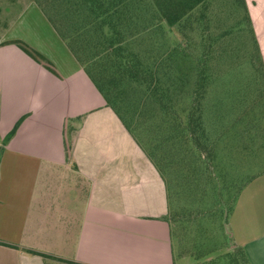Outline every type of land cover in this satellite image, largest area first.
I'll use <instances>...</instances> for the list:
<instances>
[{
    "label": "crops",
    "instance_id": "1",
    "mask_svg": "<svg viewBox=\"0 0 264 264\" xmlns=\"http://www.w3.org/2000/svg\"><path fill=\"white\" fill-rule=\"evenodd\" d=\"M245 4L264 63V0ZM0 21V264H181L165 179L42 9L0 0ZM227 227L264 264V172Z\"/></svg>",
    "mask_w": 264,
    "mask_h": 264
},
{
    "label": "rangeland",
    "instance_id": "2",
    "mask_svg": "<svg viewBox=\"0 0 264 264\" xmlns=\"http://www.w3.org/2000/svg\"><path fill=\"white\" fill-rule=\"evenodd\" d=\"M182 1L135 4L126 43L154 80L149 89L119 83L112 65L108 104L167 183L175 258L247 264L230 246L228 212L240 188L264 172V63L244 0ZM44 8L57 21V5ZM173 11L180 22L161 17L160 32L157 17Z\"/></svg>",
    "mask_w": 264,
    "mask_h": 264
},
{
    "label": "trees",
    "instance_id": "3",
    "mask_svg": "<svg viewBox=\"0 0 264 264\" xmlns=\"http://www.w3.org/2000/svg\"><path fill=\"white\" fill-rule=\"evenodd\" d=\"M33 1L39 5L57 33L65 40L67 46L83 66L107 104L109 101L107 84L113 66L117 68L115 72L119 76V83L127 80L130 83H139L148 89L150 88L154 80L153 75L147 69L145 70L146 74H142L143 69L141 67L143 64L133 52L134 45L130 41L126 43V37L128 36L126 32L130 30L132 25L134 27L135 22L133 20L137 18L134 13L135 4H139L141 0H57V4L54 3V0ZM182 2V0H173L172 4L175 7H181ZM44 5L51 7L57 5V21L46 11ZM181 16L183 15L177 11L165 12L157 17V20L161 21L162 17L168 24L179 23ZM246 19L252 29L248 12ZM162 23L161 21L158 24L160 32L164 30ZM146 29H143V32H146ZM133 35V31H131L129 37L132 38ZM19 45L26 53L43 63L48 69L53 70L51 63L41 60L40 55L26 44L19 43ZM113 109L116 111L115 108ZM117 114L122 119L118 112ZM128 129L131 131L130 128ZM131 133L133 134L132 131ZM230 244L231 247L238 248L247 264H249L243 250L233 244L231 238ZM30 252L38 254L45 260H55L67 264H82L49 254Z\"/></svg>",
    "mask_w": 264,
    "mask_h": 264
}]
</instances>
